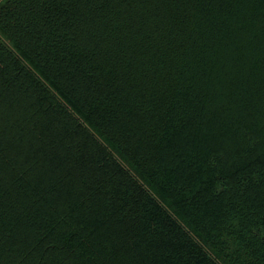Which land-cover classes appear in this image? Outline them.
I'll use <instances>...</instances> for the list:
<instances>
[{"label":"trees","instance_id":"obj_1","mask_svg":"<svg viewBox=\"0 0 264 264\" xmlns=\"http://www.w3.org/2000/svg\"><path fill=\"white\" fill-rule=\"evenodd\" d=\"M0 264H264V0H2Z\"/></svg>","mask_w":264,"mask_h":264},{"label":"snow or ice","instance_id":"obj_2","mask_svg":"<svg viewBox=\"0 0 264 264\" xmlns=\"http://www.w3.org/2000/svg\"><path fill=\"white\" fill-rule=\"evenodd\" d=\"M113 2H119V0H113Z\"/></svg>","mask_w":264,"mask_h":264},{"label":"clouds","instance_id":"obj_3","mask_svg":"<svg viewBox=\"0 0 264 264\" xmlns=\"http://www.w3.org/2000/svg\"><path fill=\"white\" fill-rule=\"evenodd\" d=\"M0 2H2V0H0Z\"/></svg>","mask_w":264,"mask_h":264}]
</instances>
